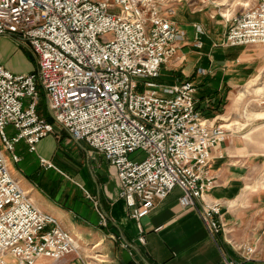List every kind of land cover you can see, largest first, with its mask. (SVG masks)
Wrapping results in <instances>:
<instances>
[{
  "label": "built area",
  "instance_id": "2783aa9c",
  "mask_svg": "<svg viewBox=\"0 0 264 264\" xmlns=\"http://www.w3.org/2000/svg\"><path fill=\"white\" fill-rule=\"evenodd\" d=\"M184 1L0 0V37L25 46L35 64L23 74L0 65V264L77 253L78 240L33 206L4 158L6 153L19 161V141L34 153L53 126L99 153L112 169L140 244V219L174 187L178 205L192 209L209 236L222 230L219 204L206 202L204 194L214 183L210 151L230 130L202 118L191 82H152L185 42L174 20L175 5ZM217 46L264 50V0H253L233 17ZM41 96L50 122L37 113ZM135 151L144 157L128 160ZM38 165L52 167L41 158ZM220 264L238 263L222 256Z\"/></svg>",
  "mask_w": 264,
  "mask_h": 264
},
{
  "label": "crops",
  "instance_id": "0c3cea01",
  "mask_svg": "<svg viewBox=\"0 0 264 264\" xmlns=\"http://www.w3.org/2000/svg\"><path fill=\"white\" fill-rule=\"evenodd\" d=\"M191 5L193 3L187 1L175 5L174 20L184 32L185 42L179 46L174 58L160 67L156 84L170 86L191 80L189 82L195 88L194 99L195 95H201V103L217 101L220 95L226 99L223 92L248 78L258 65L252 64L243 54V48L247 46L223 48L219 61V48H216L220 47L217 46L219 42L215 44L204 34L201 24L206 18L194 13ZM197 29L200 32L197 33ZM196 41L202 49L192 52L202 58L199 61L200 57L196 58L189 67L182 61L184 55L190 59L191 51L184 48L187 51L182 56L180 48L195 47ZM24 50L28 51L25 46L15 45L11 38L1 36L0 65L9 72L14 69L16 73L13 74L30 72L32 66L26 61ZM28 54L31 55L29 51ZM228 64L231 66H226ZM239 93L229 94L225 113L214 117L212 122L216 118L227 121L228 115L233 113L228 110L229 106L238 99ZM40 104L44 105L42 96L37 111ZM5 131L8 136L14 133L9 127ZM53 135L54 147L50 153L46 150L48 143L38 142L34 153H29L26 145L19 141L14 145L18 162H11L8 154H4L11 177L33 206L55 218L59 226L79 243L76 254L56 261L39 258L34 264H137L129 254V247L134 248L147 264H220L222 256L238 264H264V191L245 192L249 191L245 183L256 154L248 150L239 137L229 135L210 151L209 171L214 183L204 194V200L219 204L222 230L214 237L209 236L198 215L192 209H182L178 205L180 190L174 187L164 199L155 201L152 210L140 219L143 238L140 244L124 203L117 197L113 171L103 157L83 142H74L68 136L66 143L58 142ZM70 147L77 155L76 164H72L66 155ZM56 152L62 155L58 164L69 167L70 174L55 170L52 159ZM38 158L46 160L52 167L43 169L38 165ZM46 184L57 190L46 193ZM54 194H59L75 208L64 207L54 200ZM246 248L251 251L245 252Z\"/></svg>",
  "mask_w": 264,
  "mask_h": 264
},
{
  "label": "rangeland",
  "instance_id": "374dc122",
  "mask_svg": "<svg viewBox=\"0 0 264 264\" xmlns=\"http://www.w3.org/2000/svg\"><path fill=\"white\" fill-rule=\"evenodd\" d=\"M189 4L193 3L190 6L191 10L194 13H199L204 16L203 22L201 24L202 30L204 34H207L213 42L217 44L219 39L222 35L226 32L228 26L231 23V19L237 16L244 8L247 6H251L253 0H186ZM184 1V2H186ZM181 2V3H184ZM189 49L188 59L187 55H184L187 50ZM200 48V47H199ZM219 48L218 53H220V57L217 59L221 61L222 59V51L223 48ZM200 49L190 46L181 47L182 56L184 55L183 63H186L187 66H191L195 61L196 58L201 56L198 54H194L192 51H200ZM243 54L246 56L247 60L253 62L252 64L258 65L257 68L246 78L244 81L240 82L235 86H231L223 93H226V99L224 95H220L217 101H212L210 103L200 102V99L203 98L201 95H195V99H197L196 107L199 110L202 117L206 118L211 122L213 125H223V128L229 129L231 136L239 137L248 150H251L256 157L253 161V168L249 170V174L246 179V188L249 191L245 192H259L264 191V50L258 46H247L244 47ZM25 59L28 63L31 64L32 69H35L34 65V58L32 55L28 54V51L24 50ZM179 61V60H177ZM226 66H231L228 64ZM233 66V65H232ZM232 68V67H230ZM259 70V72H258ZM11 73H16L14 69L10 71ZM17 72L19 73L20 71ZM20 74V73H19ZM254 75V76H253ZM248 80V82H246ZM180 81V80H178ZM177 81V82H178ZM191 81V80H189ZM152 82L157 83V79H153ZM246 82V83H245ZM237 100H233L232 104L229 106L228 110L233 111L230 115H228L227 121H219V119H215L214 122L211 120L214 117L223 115L226 111L227 106L229 105V94H237ZM242 100V101H241ZM26 99L22 100L23 105L26 104ZM213 103V104H212ZM39 112L43 117H46V112L44 109V105L40 104ZM209 123V122H208ZM53 136H56L58 142H67V136H65L64 132L56 127L53 126ZM40 143L45 144L48 143L46 146V150L50 153L52 148L54 147V141L51 135H48L41 140ZM78 152L82 153V149L76 146ZM67 157L70 158L72 164H76L78 162L77 155L71 147L68 149ZM54 159H52V163L55 165V170L61 171L62 173L70 174V170L67 169L69 167H65L61 164H58V159L62 157L60 152H56L54 154ZM144 157L143 153L140 151H135L132 154L128 155V160L134 161L135 159L140 160ZM72 169V168H71ZM53 170V169H52ZM72 169L71 172H73ZM58 173V172H57ZM27 175V173L25 174ZM44 190L46 193L51 194L54 193L57 189L54 186L46 184ZM54 200L57 202L62 203L64 207H71L75 208L73 205L70 204L68 200H64L63 198L59 197V194L53 195ZM91 198V197H90Z\"/></svg>",
  "mask_w": 264,
  "mask_h": 264
},
{
  "label": "water",
  "instance_id": "95a60500",
  "mask_svg": "<svg viewBox=\"0 0 264 264\" xmlns=\"http://www.w3.org/2000/svg\"><path fill=\"white\" fill-rule=\"evenodd\" d=\"M8 38H10L9 36H7ZM129 254L132 257V259L137 263V264H147V262H145L140 256L139 254L136 252V250L134 248L129 247Z\"/></svg>",
  "mask_w": 264,
  "mask_h": 264
},
{
  "label": "trees",
  "instance_id": "16d2710c",
  "mask_svg": "<svg viewBox=\"0 0 264 264\" xmlns=\"http://www.w3.org/2000/svg\"><path fill=\"white\" fill-rule=\"evenodd\" d=\"M37 113H39L40 114V112L39 111H37ZM46 120L48 121V122H50V119L47 117V115H46Z\"/></svg>",
  "mask_w": 264,
  "mask_h": 264
},
{
  "label": "bare ground",
  "instance_id": "6f19581e",
  "mask_svg": "<svg viewBox=\"0 0 264 264\" xmlns=\"http://www.w3.org/2000/svg\"><path fill=\"white\" fill-rule=\"evenodd\" d=\"M209 123L211 124V122L209 121ZM222 126V125H221ZM223 127V126H222Z\"/></svg>",
  "mask_w": 264,
  "mask_h": 264
}]
</instances>
